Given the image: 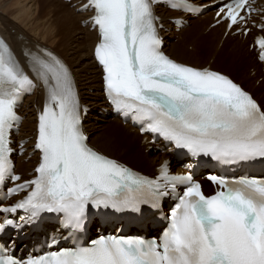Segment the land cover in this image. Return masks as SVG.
<instances>
[{"label":"snow or ice","instance_id":"1","mask_svg":"<svg viewBox=\"0 0 264 264\" xmlns=\"http://www.w3.org/2000/svg\"><path fill=\"white\" fill-rule=\"evenodd\" d=\"M163 2L88 0L85 5L94 10L92 23L99 32L95 58L109 101L142 122V132L158 135L193 157H211L222 165L264 160V106L227 75L164 54L159 17L153 11V5ZM167 3L193 10L186 0ZM253 11L248 0H230L218 15L224 13L230 30L235 25L244 31ZM260 27L264 31V24ZM256 44L264 62V37ZM23 55L47 94L35 141L40 162L34 179L8 191L9 196L27 192L26 197L0 211L23 209L27 216L21 219L29 222L42 212L62 214L63 226L75 238L84 231L89 206L139 212L143 205L159 208L170 194L178 202L158 240L102 235L90 246L76 243L27 259L0 249V264H264V178L208 175L218 188L205 195L192 174H170L167 161L156 179L133 172L89 147L68 68L47 51ZM33 87V79L0 39V184L21 180L13 174L10 134L20 123L16 109L21 94ZM11 224L5 219L0 230Z\"/></svg>","mask_w":264,"mask_h":264},{"label":"bare ground","instance_id":"2","mask_svg":"<svg viewBox=\"0 0 264 264\" xmlns=\"http://www.w3.org/2000/svg\"><path fill=\"white\" fill-rule=\"evenodd\" d=\"M12 1L14 3H11V0H0V35L25 73L28 74L29 67L27 58L23 55L24 52L43 55L47 51L56 56L68 68L72 76L81 105L82 128L88 136V143L92 149L134 171L153 176L157 166L163 160L170 159L168 153L170 151L153 147L147 142V137L138 135L135 129L122 125L116 118L109 117L111 109L103 101L100 71L92 60V51L97 37L95 31L91 30L92 14L89 9L82 10V13L77 12L81 5L69 8L67 3L61 0L53 1L59 5L58 9H55L56 5L53 2L47 3L51 0ZM77 1L85 2V0ZM190 1L195 5L203 6L204 12L195 18L179 15L186 22L180 29H176L169 22V19L176 17L177 13L168 11L163 6L153 8L154 14L159 17L157 27L164 44L163 50L171 59L190 67L205 68L211 62L216 69L209 67L211 70H218L228 77L230 75L236 78L234 82L264 106V79L256 85L258 78L262 77V74L258 75L264 64L257 61V53L252 41L256 35L264 37V31L257 30L264 24V1L255 3L258 11L252 19L255 27L247 25L246 28L249 27L250 31L245 37L241 33L226 32L225 22L219 23L207 32L208 26L214 21L212 9L215 4H212V0ZM42 2L47 3L41 10L46 17L47 14L51 15L49 19L54 22L53 27L56 32L53 29V33L55 34L48 33L50 26L53 25L50 24L53 22L46 21V17L45 20L40 19L36 15L35 7ZM186 38L193 45L190 52L186 50L188 46H191H186ZM248 42L253 44L251 50L247 47ZM61 45L68 48V53L62 52L64 48L61 50ZM202 56L206 57L205 61L201 59ZM187 60H191L194 64L187 63ZM40 84L37 83L34 93L23 100L18 110L23 119L17 144H23L26 150L21 157L14 158L15 172L21 176L20 181L27 180V173L34 167L36 156L33 155L28 160L25 158L32 149L30 137L35 129V113L47 98L46 90ZM95 114L98 116L97 121H94L97 117ZM26 140L28 141L25 142ZM202 185L207 195L213 193L209 184ZM47 229L52 230L50 227ZM37 236L40 237V235ZM29 244L32 247L38 243L31 240Z\"/></svg>","mask_w":264,"mask_h":264},{"label":"rangeland","instance_id":"3","mask_svg":"<svg viewBox=\"0 0 264 264\" xmlns=\"http://www.w3.org/2000/svg\"><path fill=\"white\" fill-rule=\"evenodd\" d=\"M53 1H55V0H51V1H49V2H47V3H51V2H53ZM11 3H14V1H12L11 0ZM47 3H41L39 6H36L35 7V12H36V15H37V17H39L40 19H42L43 18V20H45V17H46V15H44L43 14V12L44 11H42L41 9H42V7H44ZM55 5H56V7H55V9H58L59 8V5L57 4V3H55V2H53ZM68 7L70 8V6L68 5ZM42 11V12H41ZM41 13V14H40ZM48 16L46 17V21H49V22H53V20H50L51 19V17H49V16H51V15H49V14H47ZM50 18V19H49ZM13 19V18H12ZM53 24V25H52ZM50 25H52V26H50V28H49V35H51V34H55V33H53V29L55 28V27H53V26H55L54 25V22L53 23H51ZM55 30V32H56V29H54ZM206 34V33H205ZM51 40V39H50ZM52 41V40H51ZM54 42V41H53ZM39 44V43H38ZM185 44H186V46H188V45H191V46H188L187 47V52H190L191 50H192V47H193V45L191 44V42L190 41H188V39L186 38L185 39ZM246 45V44H245ZM244 45V46H245ZM244 46H243V50H244ZM247 47H248V44H247ZM62 48H64V50L62 51V52H66V53H68V48L66 47V46H64V45H61V50H62ZM202 51H204V48L202 47ZM201 59H203L204 61L206 60V57H204V56H202L201 57ZM187 63H189V64H194L191 60H187L186 61ZM211 69H215L214 67H213V65L211 64V62H210V64L208 65ZM216 70V69H215ZM218 71V70H217ZM218 72H220V71H218ZM220 73H222V72H220ZM249 74H250V71H249ZM229 77L232 79V80H236V78H234V77H232V76H230L229 75ZM259 79V78H258ZM256 84H257V82H256ZM96 119H94V121H97L98 120V117H95ZM122 132V131H121ZM124 133V132H123ZM30 170V169H29Z\"/></svg>","mask_w":264,"mask_h":264}]
</instances>
